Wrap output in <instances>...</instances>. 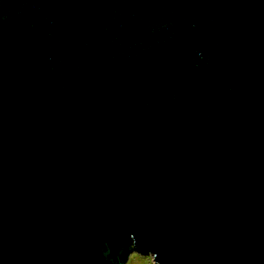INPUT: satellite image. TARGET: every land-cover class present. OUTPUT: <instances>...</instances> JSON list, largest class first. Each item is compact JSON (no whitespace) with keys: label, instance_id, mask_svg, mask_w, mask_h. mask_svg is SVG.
Masks as SVG:
<instances>
[{"label":"water","instance_id":"1","mask_svg":"<svg viewBox=\"0 0 264 264\" xmlns=\"http://www.w3.org/2000/svg\"><path fill=\"white\" fill-rule=\"evenodd\" d=\"M264 264V0H0V264Z\"/></svg>","mask_w":264,"mask_h":264},{"label":"rangeland","instance_id":"2","mask_svg":"<svg viewBox=\"0 0 264 264\" xmlns=\"http://www.w3.org/2000/svg\"><path fill=\"white\" fill-rule=\"evenodd\" d=\"M124 264H154L150 255H140L136 252H131Z\"/></svg>","mask_w":264,"mask_h":264},{"label":"trees","instance_id":"3","mask_svg":"<svg viewBox=\"0 0 264 264\" xmlns=\"http://www.w3.org/2000/svg\"><path fill=\"white\" fill-rule=\"evenodd\" d=\"M129 253L133 252L132 246L131 244H129V249H128Z\"/></svg>","mask_w":264,"mask_h":264}]
</instances>
